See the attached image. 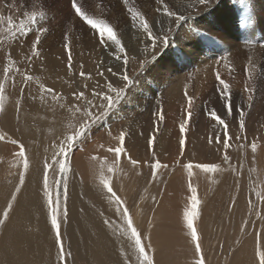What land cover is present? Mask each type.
Returning a JSON list of instances; mask_svg holds the SVG:
<instances>
[{
    "label": "rangeland",
    "instance_id": "1",
    "mask_svg": "<svg viewBox=\"0 0 264 264\" xmlns=\"http://www.w3.org/2000/svg\"><path fill=\"white\" fill-rule=\"evenodd\" d=\"M183 1L181 0L178 3ZM76 2L90 17L98 21L103 20L113 27L125 47V53H120L118 48L111 42L102 44L98 39V32L76 15L72 7V0H0V87L4 89L0 93V96H2L0 103L4 106V111L0 114V137L4 138L3 145L7 147L10 144L9 147L13 148L11 146L13 145L12 140L23 143L30 165L25 174L23 159L16 155L19 151L17 146L14 147H17L14 156L1 157L0 176L2 178L0 177V189L3 190V193L0 192V219H2L3 211L6 210L7 205L12 203V196L16 195V202L18 198H21L25 178L31 174L34 168L38 165L44 166L46 162V160H42L39 163V160L36 159L35 148L38 147L40 151L49 153V162H51L54 153L59 151L62 140L77 131L81 123L87 119L83 115L86 100H92L94 105L103 103L104 107L94 106L91 109L97 119L89 121L92 127L90 132L86 134V139L82 143L78 141L74 146L71 155V171L64 179L69 183L72 180L71 176H77L87 186L89 169L93 167V164H95L93 168L99 169L100 166L105 165V161L109 162L106 163L108 166H106V173L111 171V176H115L114 170L119 167L120 158L123 166L122 171L129 172L130 169L128 165L123 163L125 158L122 156L119 158L113 157L112 153L107 152V154H111V159H102L101 163H98L101 159H94V157H98L95 149L93 152L89 151L91 146L95 147V142L99 138L101 139L102 136L105 137L106 141H109L108 147H116L113 139L114 137L119 138L121 132L109 135L110 127L113 124L109 120L112 117L115 118L114 126L120 123H127L132 126L141 124L144 128L155 125V113L151 112L154 109L158 110L159 106L153 104L154 99H152L150 93L158 92L159 85L153 83L148 85V90L142 89L140 91L142 95L137 96L131 104L128 103L129 106L125 110H120V107L124 105L126 97L115 108L111 109L107 108V102L102 101L101 97L108 94L114 98L115 93L108 92L107 84L111 83L117 88L124 87L126 84L122 79L124 75L133 80V85L126 89V96L134 88V84L139 83L141 71L146 72L148 66L155 63V61L151 63L152 58L155 56L158 58L160 54L167 50L178 26L187 17L196 14L201 15L202 13L213 14V7L218 9L228 4L229 14L232 13L234 16V26L232 33L228 30V35L225 36L223 42L228 43L235 38L240 41L238 43L243 47L254 42L252 43L254 47L257 49L259 46L262 49L260 53L264 56V0H209L206 7L194 10L193 14L191 12L190 15H182L185 18L182 21L176 20L177 24L175 26L171 27L165 35L158 37L156 51L146 58L142 49L144 43L149 45L147 42L150 39L145 34L144 36L147 37H144L145 39L143 38L141 41L137 39V36L131 34V32H134L133 27L135 26L133 24H135V21L131 19L129 8L144 16L151 28H160L159 24H155L156 17L159 16L160 3L171 7L175 0H161L160 3H157V0H128L127 4L124 0H76ZM33 12L36 13L35 23L30 20ZM251 12H254L255 16H259L256 23L247 21L250 19ZM25 13H28V15H24ZM9 16L12 17V25L8 24ZM21 21L27 28L32 30L26 40L16 39V37H19V24ZM39 28H46L47 31L40 33V44L37 46L40 56L37 58L32 56L31 45L37 35L36 29ZM13 32L16 33V37L13 36ZM153 34L155 35V30ZM165 39L168 41L167 47L163 44ZM21 44H23V47L20 46ZM9 51H11L12 58L15 61L11 65L7 63V53ZM69 54L71 60H69ZM117 56L120 57L119 60L116 59ZM125 59L128 61L125 66L129 68L124 71V63H119ZM141 63L144 64L141 65ZM133 66L135 75L132 77L131 68ZM6 69L9 77L7 81L4 79ZM82 73L83 75H81ZM25 74L31 75L33 78L26 84L24 81ZM256 74L255 81L251 86L254 89L253 99L250 101L251 103L249 102L251 107L248 106V103V105H245L247 109H244L246 117L243 135L240 133L239 128H235L237 120L228 119V122H231L228 123V134L233 135L234 131L239 130L232 136L233 140L229 141L232 145L227 149L230 161L223 159L225 154V149H223V153L218 158L217 156L216 158H209L210 160L213 159L212 164L219 166L217 171L206 172L202 168L195 169V167L192 169L191 184L197 188L200 201L197 206L198 214L193 219V226L199 237L205 264H240L241 258L246 252L252 257L253 264H258L259 252L264 251V129H262V127L264 128V60H262ZM121 79L125 83L121 84L119 82ZM136 86H139V84ZM46 88L54 89L57 98L54 99L51 95L44 93ZM21 89H23L22 100ZM93 91L101 93V97H93ZM74 92H84L86 100L76 101L73 98ZM42 93L45 96L43 101L40 98ZM216 93L217 91H213L209 94L211 96L208 95L209 98L207 96L208 99L206 98L203 101L204 104L202 103L203 108L207 106L206 104L210 99L215 98ZM141 100L146 101L141 115L144 122H138L134 117H120V114H125L127 109H139V101ZM77 104L80 107L79 112L72 107ZM221 104L223 106V103ZM17 106H19V112H17ZM234 108L238 107L235 106ZM205 115L206 113L199 111L197 115L198 123L195 120V126H192L193 134L198 130L197 128L206 129L208 119L204 118L206 121L203 119ZM157 122L159 124V121ZM236 124L238 123L236 122ZM135 129L139 130L140 127ZM200 130L198 136L203 135L204 132L207 133L202 129ZM237 136H241V139L236 140ZM253 142L257 145L255 153L251 148ZM54 145L56 147H53ZM99 149L102 150L103 148ZM83 150H86V153H82ZM210 155L215 157L212 151ZM165 158H169V155L166 154ZM153 162L155 163L154 159H147V170L150 173L151 170L156 172L155 174L159 175V179L149 182L147 178H139L137 181L139 185L136 187V194L134 195L137 199L134 196L131 197L130 188L126 191V195L128 193L129 196L127 195L125 198L129 199L131 197L129 200L134 199L132 207L128 205L126 199H121L125 202V206L128 208L133 220L138 213L141 215L138 216V219H145L148 216L146 214V204L148 202L157 203L159 201L160 207L163 206V210L159 211V229H157L159 230V242L157 241L159 251L155 258L156 264H195L198 255L195 251V242L192 239L191 230L187 226L185 213L191 209V192L188 187L189 169L187 165L199 163L194 160L189 161L186 156H179L178 160L164 164L159 157V162L162 165H167V167L154 169L149 166ZM211 163L206 164L212 165ZM131 166L133 167V165ZM145 172L146 169L141 173ZM221 172H230L227 180L223 182L218 179L214 180V175L216 173L222 174ZM206 174L208 176L210 174L211 177ZM22 175L24 183L21 187L20 179ZM47 175L48 192L53 198L52 206L56 207V196L59 191L56 182L61 179L59 165H54ZM42 177L38 192L41 191L39 194L44 198L47 213L51 217L48 197L43 188L44 175ZM187 177L188 180H186ZM134 179L132 175L128 181L133 183ZM179 180L181 182H177ZM18 187L20 192L16 194ZM67 192L68 199V186ZM250 199L252 201L251 205L249 204ZM16 202L13 204V213H10L9 220L0 226V239H2L4 229L11 222ZM63 208L64 205L61 203L58 218L62 224L61 234L65 249L71 250V256L68 258L69 264H84L75 256V250L70 244V235L67 229L69 220L68 205L66 219L63 216ZM152 213L154 212L152 211ZM138 228L141 227L138 226ZM139 231L141 232V230ZM149 252L156 251L150 250Z\"/></svg>",
    "mask_w": 264,
    "mask_h": 264
},
{
    "label": "bare ground",
    "instance_id": "2",
    "mask_svg": "<svg viewBox=\"0 0 264 264\" xmlns=\"http://www.w3.org/2000/svg\"><path fill=\"white\" fill-rule=\"evenodd\" d=\"M180 1L175 0L173 6L168 7V10L175 12L177 16L190 15L189 13L191 12L193 14L194 10L204 8L208 4L202 5L198 0H184L182 3H178ZM181 5L184 6L179 8L178 6ZM164 6L165 4L160 3L159 16L156 17L155 21L156 25H160V28H152V31L155 30V35H153L157 38L156 42L158 37L165 35L171 27L177 24L175 17H168L163 14ZM228 7V4L218 9L216 7H213V9L210 7L213 14L202 13L201 15L196 14L197 16L187 17L178 26L175 35L170 40L167 50L160 54L158 58H156L157 56L152 58L151 63L153 61L155 63L150 64L146 72L141 71L139 86H136L138 84H134V88L125 96V103L120 107V110H125L129 106L128 103L131 104L137 96L142 95L140 92L142 89L148 90V85L153 83L159 85L158 92L150 93L152 99H154L153 104L159 106L158 110L154 109L151 112L155 113V125L144 128L141 124L132 126L127 123H120L114 126L115 118L112 117L109 120V122L113 123L110 127V133L114 134L116 132L126 131L123 144L126 152L121 156L125 158L123 163L128 165L129 172L125 173L122 171L123 166L120 158V165L114 170L116 173L115 176H111V171L106 173V166L109 162L105 161L107 164L104 162L105 165L100 166L101 168H93L95 165L93 164V167L89 169L87 186L77 176H71L72 180L67 183L69 191L67 199L69 209L67 229L70 235V244L75 250V256L84 264H125V255L133 259L135 257L133 242L129 239V235L124 234L126 224L123 218L115 211L116 205L109 201V194L104 187L105 181L110 182L113 190L117 192L120 198L126 199L128 205L132 207L134 199H129L136 194L139 178H147L149 182L159 179L158 174H155V179H153L154 172L151 169V173L147 170V159H153V150L157 154L155 160L159 161L160 157V160L164 164L178 160L179 156H186L189 161L194 160L199 164H206L213 162V159L210 160L209 158H216V156L218 158L223 153V126L212 121L207 115V110L215 108L222 117L226 118L227 123H231L228 122V119L237 120V109L240 107L247 109L245 105H248L250 102L247 99L248 93L244 89L246 86L251 87L253 85L257 69L262 64V60H264V56L260 53L262 49L259 46L256 49L252 44L254 42L248 43L246 47L241 46L238 43L240 41L235 38L228 43L223 42L225 36L228 35V30L232 33L234 26V16L232 13L229 14ZM258 20L259 16H255V13L251 12L250 19L247 21L249 23H256ZM133 25L135 27H133L134 32H131L132 35L134 34L141 41L144 37H147L144 36L145 33L140 27L139 20L135 21ZM147 43L149 45L144 43L145 45L142 49L146 55L144 56L145 58L156 51V47H152L151 40ZM221 57H225V59H221ZM123 63L124 60L119 64ZM123 68L125 71L129 67H126L124 64ZM131 69V76L133 77L135 75L134 66ZM217 72L220 73L221 78L225 79L232 86V102L235 103L234 107L237 106L238 108H234L231 117L225 115L224 108L221 104L222 101L219 99L218 92L220 85L216 79ZM248 73H251V78H249ZM119 82L121 84L125 83L122 79ZM213 91H217L215 98L210 99V101L208 100L207 106L203 108V101ZM188 97L193 99L190 120L187 119ZM139 104V109H127L125 114H120V117H134L138 122H144L141 115L144 111L143 107L146 101L141 100ZM199 111L204 114L206 113L203 119H208L206 129L200 128L207 133L204 132L201 136L197 135L200 130L197 128L198 126L196 127L198 130L194 134L192 128V126H195V120L197 121L198 119L197 115ZM160 114L163 115L162 121L159 120ZM157 121H159V124ZM236 122L235 128L237 129L239 127ZM181 123H186V129L183 133L180 130ZM136 127H140V129L136 130ZM262 129L264 128L262 127ZM237 131H234L235 133L230 136H234ZM153 136L155 137L154 146L150 142V138ZM217 137L220 138L221 143H216ZM210 139L212 143H209ZM113 140L115 146H118L119 138L114 137ZM182 140L185 141L183 145L181 144ZM3 142V140L0 142V159L3 156H14V153L17 151V147H14L17 145L13 144L11 145L13 148H11L9 147L10 144L7 147L3 145ZM108 142L102 136L101 139L99 138L95 142V147L91 146L89 152H93L95 149V153L101 159L98 163H101L102 159H111V154H107L105 150L109 146ZM99 148L103 149L100 150ZM261 150L260 152L262 153ZM35 151L36 159L39 160V163L42 160L50 161L49 153L40 151L38 147L35 148ZM211 151L214 152L215 157L210 155ZM82 153H86V150H83ZM166 154L169 155V158H165ZM170 155L173 156L170 157ZM128 157L138 161L139 165L133 168L134 166H131L132 164L129 162ZM145 169L146 172L141 173ZM44 172V166L38 165L25 178L24 190L22 191L21 198H18L16 202L14 214L11 216V222L4 229L3 235L1 234L0 264H57V248L55 246L54 230L51 226V217L47 213L44 198L39 194L41 191L38 192V187ZM221 173H216L213 179H218L222 182L227 180L230 172ZM132 175L135 178L133 183L128 181ZM186 180H188V177ZM177 182H181V180ZM219 185L221 186V184ZM129 188L131 197L128 199L125 196L128 195V193L126 195V191ZM0 192L3 193V190L0 189ZM146 207V214L148 216L145 219H138V216H141L138 213L134 217V223L137 229L141 230L145 243H148L150 239L151 248L148 250L156 251L154 252L156 258L159 251V230H157L159 229V211L161 212L163 210V206L160 207L159 201L157 203L152 201L151 203L148 202ZM105 220L109 221V225H105ZM138 226L141 228H138ZM240 264H253V259L248 252L241 258Z\"/></svg>",
    "mask_w": 264,
    "mask_h": 264
},
{
    "label": "snow or ice",
    "instance_id": "3",
    "mask_svg": "<svg viewBox=\"0 0 264 264\" xmlns=\"http://www.w3.org/2000/svg\"><path fill=\"white\" fill-rule=\"evenodd\" d=\"M125 4L128 3V0H124ZM161 0H157V3H160ZM200 4H207L209 0H198ZM72 7L75 10L76 15L87 25H89L93 30H96L98 32V39L102 44H105L107 42H111L114 44L120 53H125V47L123 46L121 39L118 38L117 32L111 27L107 22L103 20H97L92 17H90L88 14H86L85 11L82 10V7L76 2V0H72ZM129 12L131 13V19L133 21L139 20L140 27L143 30V32L149 37V39L152 41V47H156V37L153 35L152 28L150 27L148 21L144 18V16L140 15L139 12L129 8ZM163 14L168 17H175L176 20H184V16H177L175 12H171L168 10L167 5H165ZM24 15H28V13H25ZM30 20L35 23L36 21V13H31ZM12 17H8V24L12 25ZM32 30L27 28L26 25L21 21L19 24V37H16V33L13 32V36L16 37L17 40L24 39L26 40L27 36L30 34ZM46 28H39L36 29L37 35L35 40L33 41L31 45L32 49V56H35L39 58L40 52L37 50V46L40 44V33L46 32ZM163 44L165 47L168 45V41L165 39L163 41ZM23 47V44L20 45ZM117 60L120 59L119 56L116 57ZM221 59H225V57H221ZM69 60H71V55L69 54ZM15 61L12 58V53L9 51L7 53V63L9 65L13 64ZM127 59L124 60V64H127ZM143 67V66H142ZM111 70V69H109ZM19 71V69H17ZM8 70H5L4 79L7 81L9 79ZM83 75V73L81 74ZM249 78H251V73H248ZM33 78L31 75H24V81L25 84L28 81H31ZM122 79L126 82L124 87H114L111 83L107 84L108 92L115 93V97L113 98L112 95L104 94L101 97V93L93 91L92 95L93 97H101L102 101L107 102V108H115L122 100L125 99L126 89L128 87H131L133 85V80L129 79L127 75H124ZM216 79L219 82L220 88H219V99L223 103L224 113L227 117H231L234 110V105L232 102V86L223 78H221L220 73H216ZM13 86H14V80H13ZM4 89L0 87V93H2ZM244 91L248 93L247 99L248 101H251L253 99L252 93L254 92V89L251 87L246 86ZM44 93H47L51 95L54 99L56 97L55 90L52 88H46L44 89ZM41 100L43 101L45 99L44 94H41ZM73 98L76 101H82L86 100L84 92L73 93ZM23 99V89H21V100ZM35 99V97H33ZM0 100H2V96H0ZM193 104V99L191 97H188V112H187V119H191V108ZM104 107V104L101 103L100 105H94L92 100H86V108L83 112V115L87 117V119L81 123L79 129L77 131H74L71 135L67 136L65 139L62 140V142L59 145V151L54 153V158L51 162L46 161L44 164V179H43V188L45 190V194L48 197V205L51 211V226L54 230L55 234V246L57 248V264H69L68 258L71 256V250L65 249L62 234H61V223L58 218V210L60 209L61 203H63V216L66 219L67 218V182L64 179V177L67 176V174L71 171V155L74 150V146L77 144V142H83L84 139H86V134L90 132L92 124L89 123V121H95L97 117L93 114L91 109L93 107ZM251 107V105H248ZM73 108L77 112L80 111L79 105H73ZM4 111V106L2 103H0V114H2ZM17 112H19V106H17ZM106 115V113H105ZM208 117L214 121L216 124L223 126V148L225 149V154L223 156V159L225 161H230V157L227 155V149L230 148L232 145L229 143V141L233 140V137L228 134V123L224 117H222L220 114H218L217 110L215 108H210L207 110ZM245 117L246 112L243 107H240L237 109V122L238 127L240 130V133L243 135L245 130ZM159 120H163V115H159ZM186 129V123H181L180 130L183 133ZM109 135L111 133L109 132ZM246 139V137H244ZM3 137H0V140H3ZM241 139V136H237L236 140ZM125 140V133L121 132L119 135V144L116 147H108L105 150L109 153H112L114 156L119 158L122 154L126 152V149L123 147ZM151 144L154 146L155 144V137L150 138ZM12 144L17 145L19 151L16 153L20 158L23 159V170L26 174L30 165H29V159L26 154V150L24 147V144L21 143L18 140H12ZM185 141H181V144L183 145ZM209 143H212V140H209ZM216 143H221V140L219 137L216 138ZM53 147H56L55 145ZM103 147V145H101ZM243 147V145H241ZM252 151L255 153L257 145L253 142L251 144ZM156 152L152 151V157L155 160L156 158ZM94 159H99L98 157H94ZM129 162L134 166H138L139 162L136 160L131 159V157H128ZM59 165V175L61 177L60 180H58L57 186L59 188V191L57 192L56 196V207H53V198L52 195L48 192V171L53 168L54 165ZM150 167L154 169H160L161 167H167V165H162L158 160H155V163L150 164ZM189 169V190L191 192L190 200H191V209L185 213V217L187 219V226L191 230V236L193 241L195 242V251L198 255V258L195 261V264H205L204 255L199 243V237L197 235V231L195 227L193 226V219L197 216V206L199 205L200 201L198 199L197 195V188L193 187L191 184V176H192V169L195 168H202L206 172H215L219 169L218 165L212 164H189L187 165ZM153 179H155V172L153 173ZM24 183L23 175L20 179V186L22 187ZM104 187L109 194V201L113 202L116 205L115 211L123 218L126 229L124 230L125 235H129V239L133 242V246L135 249V257L130 258L127 255H125V264H156L155 262V254L154 252L150 253L149 248H151V242L150 239L148 243H145L141 232L137 229L135 226L134 220L132 215L129 213L128 208L125 206V202L120 198V196L117 194L116 191L113 190V187L111 186V183L108 181L104 182ZM20 188L18 187L16 189V194H19ZM16 202V195L12 196V203H9L7 205V208L5 211H3L2 219H0V226L4 225L10 218V213L13 211V204ZM252 201L249 200V204L251 205ZM103 215V213H101ZM105 225H109V221H104ZM258 264H264V251H260L258 255Z\"/></svg>",
    "mask_w": 264,
    "mask_h": 264
}]
</instances>
